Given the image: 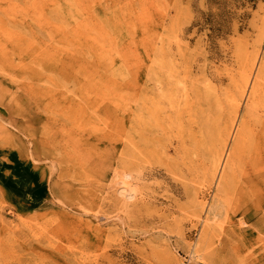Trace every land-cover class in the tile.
Listing matches in <instances>:
<instances>
[{
    "label": "rangeland",
    "instance_id": "1",
    "mask_svg": "<svg viewBox=\"0 0 264 264\" xmlns=\"http://www.w3.org/2000/svg\"><path fill=\"white\" fill-rule=\"evenodd\" d=\"M162 54L178 93L140 155V88ZM263 58L264 0H0V264H264V183L244 177L264 84L236 176L219 188L214 169L216 128ZM196 91L220 100L210 118Z\"/></svg>",
    "mask_w": 264,
    "mask_h": 264
},
{
    "label": "bare ground",
    "instance_id": "2",
    "mask_svg": "<svg viewBox=\"0 0 264 264\" xmlns=\"http://www.w3.org/2000/svg\"><path fill=\"white\" fill-rule=\"evenodd\" d=\"M164 59H165V56L164 54H162L161 58L159 59V66L154 71L155 81H156L155 88H151L150 86L151 79L149 76V72H150L149 68H147L145 71L144 84L140 88L142 110H143V114L141 115V117L143 116V118L145 119L143 121V126H144V130L146 131L144 132L145 134L143 135L144 142L139 143L140 155L144 151V147L149 145V143H151L148 132L152 134V136H154L155 138L158 137V133L160 129H162L158 119L162 116H163V119H167V118L170 119L169 111L167 107L165 106V102L162 98H166L168 95L172 94V97L174 96V99H175V96L178 93L177 89L170 87L172 89L171 90L168 84L167 86H164V80L161 79V76L164 74V70H165V65L163 61ZM250 78L251 76L245 77L244 79L245 83H244L243 90L238 92L239 94L238 96L232 98V102H231L232 107H233L232 113L234 114L230 113L229 120L227 121L224 129L221 131L218 128H216L217 130L216 135H218L217 142L219 143V141L223 138L222 145L221 147L217 148L216 155L214 156L215 171H217L219 165L221 164V168L219 171V175H220V179L218 183L219 188L226 187L229 184L228 182L229 179L236 176L234 167L236 166L237 159L239 158L238 155L240 154V151L242 148V143H243L245 131H246L247 116L249 114H252L253 111L255 110V101H256L257 91L260 90L262 85L264 84V58L257 65L256 72L253 78L252 79ZM246 92H247V95H246L247 101L245 105V114H243L241 120L236 121L237 113L240 107L241 97H243V95ZM130 94L131 96L129 97L128 106L132 107L134 104L135 98H134L133 93H130ZM151 94L155 95L156 97L152 98ZM194 99L195 100L192 103V107H193V110L196 116L204 115L205 112L209 110L208 118H210V112L211 110L213 111V106L214 105L219 106L221 104L217 96H215L214 102L209 101L207 102V104H205L206 101L204 103V100L201 99L199 92L197 91H196V95ZM170 105L173 108V104L170 103ZM205 105H207L208 109H204ZM129 113L130 114L132 113V108L130 109ZM151 119L154 120L155 122L154 124L150 122ZM201 120L203 121V123L200 122L202 124L198 125L200 134L203 133L204 127L206 128L208 125H210V124H207L209 120H203V119ZM132 129H133L132 126H130V133H129V139H128L129 148H132L133 145H135L134 139L132 137ZM232 130H233V133H231ZM29 136L31 138L32 143L35 145V147H37V138L34 135V133L31 132ZM40 143H41L40 145H43V146L45 145L44 140L41 141ZM257 147H256V150L253 151L252 156L250 157L251 169L247 171V173L244 176L247 183L250 186L249 187L250 189L258 188L259 184L257 183V181L264 183V170L262 169L263 171L262 174L258 172L259 167H262V165H264V144L262 145V147L261 145H258ZM225 149H227V152H226V156L224 157L222 161ZM129 152L131 154L133 153L132 150H130ZM131 154L129 155L130 156V159H129L130 172L132 171V168H133V159H132L133 157L131 156ZM131 175L129 174V177ZM126 196L129 198V200H132L134 198V190L128 189ZM261 203H264V193L263 192H260L259 202L256 205L259 206L258 204L261 205ZM252 212H254V210L246 209L244 211V214L247 215L248 213H252Z\"/></svg>",
    "mask_w": 264,
    "mask_h": 264
}]
</instances>
